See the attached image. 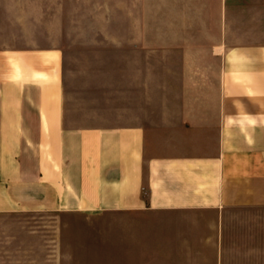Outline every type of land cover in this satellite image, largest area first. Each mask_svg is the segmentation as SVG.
<instances>
[{"label":"crops","instance_id":"obj_1","mask_svg":"<svg viewBox=\"0 0 264 264\" xmlns=\"http://www.w3.org/2000/svg\"><path fill=\"white\" fill-rule=\"evenodd\" d=\"M50 1L0 7V214L82 218L115 264H264V0Z\"/></svg>","mask_w":264,"mask_h":264},{"label":"rangeland","instance_id":"obj_2","mask_svg":"<svg viewBox=\"0 0 264 264\" xmlns=\"http://www.w3.org/2000/svg\"><path fill=\"white\" fill-rule=\"evenodd\" d=\"M117 0H67L71 9L97 16L94 21L113 23ZM50 0H0L14 11L20 4L36 12ZM124 7L130 0H123ZM128 4V5H127ZM82 34V32H76ZM114 31H107V35ZM98 225L82 218L55 220L49 214H0V264H115L113 240H98Z\"/></svg>","mask_w":264,"mask_h":264}]
</instances>
